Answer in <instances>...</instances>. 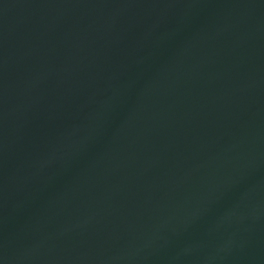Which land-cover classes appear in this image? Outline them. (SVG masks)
Masks as SVG:
<instances>
[{
	"label": "water",
	"instance_id": "1",
	"mask_svg": "<svg viewBox=\"0 0 264 264\" xmlns=\"http://www.w3.org/2000/svg\"><path fill=\"white\" fill-rule=\"evenodd\" d=\"M0 264H264V0H0Z\"/></svg>",
	"mask_w": 264,
	"mask_h": 264
}]
</instances>
